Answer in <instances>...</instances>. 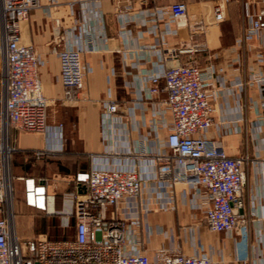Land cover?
I'll return each mask as SVG.
<instances>
[{"label":"crops","instance_id":"0c3cea01","mask_svg":"<svg viewBox=\"0 0 264 264\" xmlns=\"http://www.w3.org/2000/svg\"><path fill=\"white\" fill-rule=\"evenodd\" d=\"M216 1L40 0L41 7L22 24L21 36L41 55L39 74L43 94L50 101L49 121L42 133L12 130L10 134L9 171L20 240L34 239L35 233L49 234V229L54 239L73 238L74 199L87 193L77 175L97 165L135 164L149 181L131 208L113 207L108 215L123 214L136 221L133 229L143 252L154 256L166 247L186 254L206 253L225 264H264V91L255 80L257 74L264 76V66L256 60L257 53L264 54V43L237 44L246 0L229 2L226 21L214 23L212 17L206 18V32L192 36L196 22L205 19ZM173 2L188 5L187 27L177 28L168 17L153 15L155 8ZM129 5L132 10L126 11ZM87 40L93 49L84 54V90L76 103L68 104L63 100L59 52L68 47L86 48ZM195 42L202 44L196 56L201 70L219 74L213 89L214 128L207 135L228 155L248 158L244 214L249 218L250 234L246 240L237 233L207 230L203 198L195 190L184 184L168 187L165 179H150L148 174L151 162L166 151L163 140L171 132L169 117L156 119L158 127L153 126V110L167 93L161 80L159 96L149 99V77L185 63L186 54L175 60L172 50L178 52ZM239 82L246 83L243 90ZM111 102L120 105L119 118L104 125L103 106ZM68 109L74 119H65ZM35 151L43 155L36 156ZM155 165L156 170L163 166ZM28 179L34 180L35 187L45 188V210L26 206ZM19 191L24 197L18 205L32 218L31 230L21 225L23 214L16 210L15 193ZM38 218L42 224L38 225ZM238 247H245L242 259H237Z\"/></svg>","mask_w":264,"mask_h":264},{"label":"built area","instance_id":"2783aa9c","mask_svg":"<svg viewBox=\"0 0 264 264\" xmlns=\"http://www.w3.org/2000/svg\"><path fill=\"white\" fill-rule=\"evenodd\" d=\"M137 1L145 4L146 0ZM231 1L217 0L210 5L205 19L196 22L197 29L191 35L206 32V18L212 17L214 23L226 21ZM40 7V0H0V264H225L206 253L186 254L166 247L150 256L141 249L133 229L135 220L123 214L108 215L113 207L131 208L149 181V176L135 164L97 165L90 172L77 175V182L86 185L87 193L74 199L73 238L19 239L9 171L13 152L10 134L12 130L44 132L50 108L39 74L41 55L34 46L24 43L21 36L22 24ZM128 10L132 6H126ZM153 15L159 19L168 17L170 23L181 28L187 27L189 9L184 2H173L168 7L155 8ZM243 16V32L237 44L241 46L250 40L264 43V0L244 1ZM92 49L93 44L87 40L86 48L68 47L59 52L63 100L68 104L76 103L84 90L87 74L84 54ZM201 49L202 44L195 42L178 52L172 50L173 59L186 54V62L149 77V99L159 96L161 80L167 93L166 99L153 110V126L158 127L156 119L164 121L169 117L171 132L163 140L166 151L151 162L148 174L150 179L156 180L157 176L165 179L168 187L184 184L195 190L203 198L207 230L215 234L237 233L246 240L250 234L249 218L244 214L247 183L244 169L248 158L228 155L221 144L207 135L214 128L213 89L219 74L201 70L196 59ZM256 60L264 66L262 52L256 54ZM255 80L264 91V76L257 74ZM245 85V82L237 84L240 90ZM120 110L115 102L104 104V125L119 118ZM35 155L40 157L43 153L35 151ZM156 162L163 166L156 170ZM30 196L38 204L30 202ZM25 197L27 207L45 210V188L35 187L34 180L25 181ZM244 252L245 247H238L237 259H242Z\"/></svg>","mask_w":264,"mask_h":264},{"label":"rangeland","instance_id":"374dc122","mask_svg":"<svg viewBox=\"0 0 264 264\" xmlns=\"http://www.w3.org/2000/svg\"><path fill=\"white\" fill-rule=\"evenodd\" d=\"M60 104V103H58ZM67 113H69V115H67V117H65V119H74V115H72V112L70 111V109L66 110ZM71 115V116H70ZM64 118V117H63ZM49 121V120H48ZM21 197H24L23 196V193H20L19 192H16L15 193V204H16V210L18 212H21L22 215V220H21V225L25 228H28V229H32V218L30 216H28L27 214L23 213V211L19 208V205H18V201ZM38 225L41 223L42 224V219L38 218ZM20 233H18V236H19ZM29 234V233H28ZM56 235L53 234V232H50V229H49V234H38V233H35V238H48V239H54ZM63 238V237H61ZM22 239V238H21ZM30 240V239H28ZM23 241H27V240H23Z\"/></svg>","mask_w":264,"mask_h":264},{"label":"bare ground","instance_id":"6f19581e","mask_svg":"<svg viewBox=\"0 0 264 264\" xmlns=\"http://www.w3.org/2000/svg\"><path fill=\"white\" fill-rule=\"evenodd\" d=\"M29 200L30 202H35V204H37V200L33 196H30ZM39 202H40V205H42V201L39 200Z\"/></svg>","mask_w":264,"mask_h":264}]
</instances>
